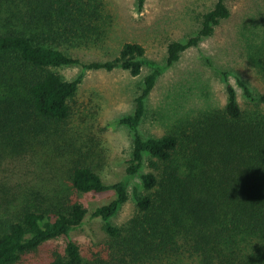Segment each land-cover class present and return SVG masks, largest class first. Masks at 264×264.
I'll use <instances>...</instances> for the list:
<instances>
[{
    "label": "trees",
    "instance_id": "16d2710c",
    "mask_svg": "<svg viewBox=\"0 0 264 264\" xmlns=\"http://www.w3.org/2000/svg\"><path fill=\"white\" fill-rule=\"evenodd\" d=\"M144 2L137 0L140 8ZM228 2L214 0L197 27L169 42L165 60L155 63L137 43H124L108 61L84 62L68 52L107 37L110 15L102 0H0V169L31 156L76 194L0 195V203L20 200L15 211L0 205V264H18L60 237L67 239L63 250L45 264H264V93L235 75L244 107L227 83L223 106L190 108L178 122L182 128L160 137L139 131L158 79L230 18ZM258 22L240 16L232 44L264 86V26ZM77 65L133 77L150 69L133 112L119 119L132 133V150L118 182L103 178L102 143L67 123L81 75L67 80L57 69ZM217 73L224 82L230 76ZM135 177L142 188L131 193L135 213L115 226L111 220L128 202V181ZM107 191L115 197L90 217L102 221L108 240L84 256L70 239L89 213L79 195Z\"/></svg>",
    "mask_w": 264,
    "mask_h": 264
},
{
    "label": "rangeland",
    "instance_id": "374dc122",
    "mask_svg": "<svg viewBox=\"0 0 264 264\" xmlns=\"http://www.w3.org/2000/svg\"><path fill=\"white\" fill-rule=\"evenodd\" d=\"M102 1L110 15V19H107V37L103 43L95 46L84 44L68 50L84 62L112 60L124 43H137L144 48L145 60L162 63L167 44L190 34L197 27L199 14L214 0H145L141 8L137 0ZM248 1L250 4H245V0H229L230 18L224 20L213 35L199 46L182 53L180 60L158 79L146 100V114L139 126L143 137H160L170 129L182 128L178 122L189 116L186 114L191 111L190 108L196 109L204 104L223 106L227 83L234 86L239 103L244 107V98L235 75L264 93V86L245 65L235 50L237 47L232 44L233 38L239 37L235 33L240 16L243 20L254 15L255 20L259 19L258 24L264 26V0ZM218 71L230 73L226 82ZM57 72L67 80L81 75L77 94L70 102L71 113L67 123L85 132L92 141L102 143L105 152V164L101 169L103 178L108 183L118 182L125 175L132 150V133L119 123V119L133 112L135 96L150 69L144 66L135 77L122 69L83 70L78 65L59 68ZM196 112L192 111V114ZM128 182L129 200L112 218L115 226L123 225L135 213L131 193L134 186L141 191V183L139 177L131 178ZM68 188L56 174L42 167L31 156L8 161L0 169L1 196H27L37 190L46 196L67 195L76 198V194ZM114 197L113 191L79 195L78 201L89 213L83 225L70 233V239L78 244L84 256L97 251L108 240L102 221L91 218L90 213ZM19 203L20 200L0 205L3 209L15 211ZM8 211H4L3 215ZM66 240L60 237L45 242L34 253L24 255L18 264L47 263L54 252L63 250Z\"/></svg>",
    "mask_w": 264,
    "mask_h": 264
}]
</instances>
